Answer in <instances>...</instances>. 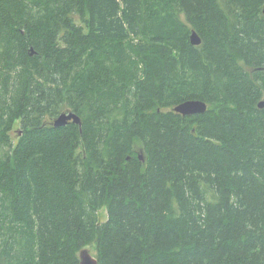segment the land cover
Masks as SVG:
<instances>
[{
	"label": "trees",
	"instance_id": "obj_1",
	"mask_svg": "<svg viewBox=\"0 0 264 264\" xmlns=\"http://www.w3.org/2000/svg\"><path fill=\"white\" fill-rule=\"evenodd\" d=\"M263 7L0 0V264H264Z\"/></svg>",
	"mask_w": 264,
	"mask_h": 264
},
{
	"label": "water",
	"instance_id": "obj_2",
	"mask_svg": "<svg viewBox=\"0 0 264 264\" xmlns=\"http://www.w3.org/2000/svg\"><path fill=\"white\" fill-rule=\"evenodd\" d=\"M264 13V7H263ZM191 42L192 44H200L202 42L200 36L196 31H193L191 34ZM259 107H264V100L259 103ZM174 110L177 113L182 114L183 116L194 115L205 113L208 110V103L203 100L189 99L175 106ZM69 122H74L76 124L81 125L82 120L81 117L74 112L73 110H67L62 112L59 116H57L52 124L54 127L59 128L66 126ZM144 150H140L138 152L139 159L143 162H146V155L143 154ZM80 264H98V259L94 256L88 247L83 248L80 253Z\"/></svg>",
	"mask_w": 264,
	"mask_h": 264
},
{
	"label": "rangeland",
	"instance_id": "obj_3",
	"mask_svg": "<svg viewBox=\"0 0 264 264\" xmlns=\"http://www.w3.org/2000/svg\"><path fill=\"white\" fill-rule=\"evenodd\" d=\"M181 19L183 21H186V18L184 16V14H179ZM264 100V98H263ZM20 127H16L13 131H11L9 134H10V137L12 140H16L18 139L19 135H20ZM143 154H145V151H143ZM99 218L101 221H106L108 219V213H107V208L106 207H103L100 209L99 211ZM88 248L90 249L91 253L97 257V250H96V246L93 244L91 246H88Z\"/></svg>",
	"mask_w": 264,
	"mask_h": 264
}]
</instances>
